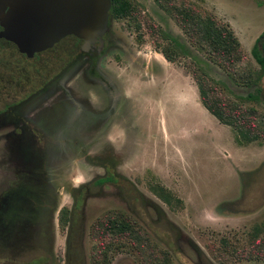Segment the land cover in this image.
I'll list each match as a JSON object with an SVG mask.
<instances>
[{
	"label": "rangeland",
	"instance_id": "obj_1",
	"mask_svg": "<svg viewBox=\"0 0 264 264\" xmlns=\"http://www.w3.org/2000/svg\"><path fill=\"white\" fill-rule=\"evenodd\" d=\"M131 1L136 11L128 18L113 19L106 38L118 44L108 59L129 64L120 71L129 81L128 95L146 97L140 107L156 109L151 127L140 124V153L125 169L134 185L121 181L117 188L105 186L99 197L90 198L84 212H76L67 258L63 254L65 233L56 228V244L51 248L58 252L56 258L41 250L13 256L0 251V264H264V137L239 144L236 131L203 106L194 70L203 69L225 101L241 104L239 97L247 98L253 91L234 83L157 0ZM175 1L234 32L244 54L241 76L260 70L252 49L264 33V0ZM167 36L185 46L189 55L168 61L163 55L172 47ZM43 57L64 56L50 53ZM136 63L146 66L140 67V74L132 66ZM157 71L163 76L156 78ZM144 80L160 87L162 93L144 88ZM260 86L264 90V78ZM262 100L244 105L256 109L258 121L264 120V94ZM11 154L10 147L6 151L0 145L2 180L10 178L7 156ZM78 169L75 186L89 181L85 171ZM90 188L92 193L99 191ZM162 188L173 194L172 201L159 194ZM120 189L128 204L119 196ZM138 190L144 198H139ZM62 204L70 206L71 199L63 196ZM157 208L172 225L159 220ZM113 210L131 215L149 248L140 249L138 243L137 247L125 240L123 245L116 242L109 247L110 239L93 237V223ZM21 230L11 234L19 244L16 248L27 246ZM103 245L105 251L94 255ZM1 246L8 247V239Z\"/></svg>",
	"mask_w": 264,
	"mask_h": 264
},
{
	"label": "flooded vegetation",
	"instance_id": "obj_2",
	"mask_svg": "<svg viewBox=\"0 0 264 264\" xmlns=\"http://www.w3.org/2000/svg\"><path fill=\"white\" fill-rule=\"evenodd\" d=\"M112 20L102 41L94 45L85 47L84 41L69 36L32 57L0 38V145L12 151L7 156L10 178L0 179V251L8 256L41 250L56 258L58 252L51 248L58 228L65 233L67 258L76 212H84L90 198L99 197L105 186L117 188L121 181L134 185L125 169L140 153V124L151 127L156 109L140 107L146 97L128 95L129 81L120 73L128 62L108 59L118 48L106 38ZM50 53L64 57H43ZM132 66L139 74L140 67H146ZM143 82L144 88L162 93L150 81ZM80 167L89 181L75 186ZM89 185L99 191L92 193ZM165 189L159 194L172 201L173 194ZM142 193L138 190L139 198ZM118 194L128 204L121 189ZM63 196L71 199L70 206L62 204ZM157 212L159 220H166L160 208ZM108 213L129 216L138 224L122 210ZM19 228L27 246L16 248L19 244L11 234ZM7 239L8 247L1 246Z\"/></svg>",
	"mask_w": 264,
	"mask_h": 264
},
{
	"label": "trees",
	"instance_id": "obj_3",
	"mask_svg": "<svg viewBox=\"0 0 264 264\" xmlns=\"http://www.w3.org/2000/svg\"><path fill=\"white\" fill-rule=\"evenodd\" d=\"M111 1V19H125L136 11L131 0ZM157 2L179 21L187 37L220 65L230 75L234 83L245 85L246 88L253 91L248 94L247 98L239 97L241 104L225 101L218 95L216 88L211 85L208 74L203 69H195L194 77L203 106L220 123L230 126L236 131L239 144L252 143L264 137V120L258 121V113L255 108L244 107L245 102L251 100L263 101L264 90L261 88L260 82L264 78V33L258 38L252 49V56L260 66V70L255 73L250 72L248 76L244 77L240 74L244 54L239 40L228 26L218 23L211 16L207 18L198 16L193 9H189L185 5H177L175 0H157ZM165 40L172 43V47L163 51V55L168 61L172 62L175 58L189 55L186 47L174 38L167 36ZM162 197L167 199L165 196ZM62 222L65 226V221L62 220ZM93 227V237L103 240L110 239L109 247H113L116 242L123 245L122 241L125 240L133 246H137L138 243L140 249L149 248L148 241L141 239L139 228L129 216L107 213L103 218L97 220ZM104 251L103 245L95 251L94 255Z\"/></svg>",
	"mask_w": 264,
	"mask_h": 264
},
{
	"label": "water",
	"instance_id": "obj_4",
	"mask_svg": "<svg viewBox=\"0 0 264 264\" xmlns=\"http://www.w3.org/2000/svg\"><path fill=\"white\" fill-rule=\"evenodd\" d=\"M111 0H0V38L32 57L69 36L85 47L109 31Z\"/></svg>",
	"mask_w": 264,
	"mask_h": 264
}]
</instances>
